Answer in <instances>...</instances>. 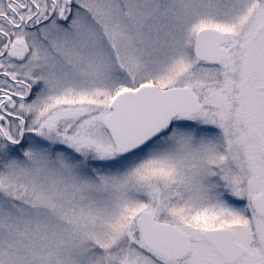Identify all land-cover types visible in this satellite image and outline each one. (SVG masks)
I'll use <instances>...</instances> for the list:
<instances>
[{"label": "snow or ice", "instance_id": "obj_1", "mask_svg": "<svg viewBox=\"0 0 264 264\" xmlns=\"http://www.w3.org/2000/svg\"><path fill=\"white\" fill-rule=\"evenodd\" d=\"M0 264H264V0H0Z\"/></svg>", "mask_w": 264, "mask_h": 264}]
</instances>
